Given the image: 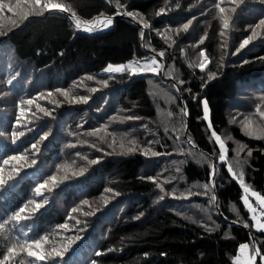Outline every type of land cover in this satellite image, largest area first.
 <instances>
[{
  "label": "trees",
  "instance_id": "1",
  "mask_svg": "<svg viewBox=\"0 0 264 264\" xmlns=\"http://www.w3.org/2000/svg\"><path fill=\"white\" fill-rule=\"evenodd\" d=\"M60 2L70 3L83 20L119 10L139 14L150 27L116 16L110 27L86 33L67 15L45 14L3 29L0 166L10 156L25 154L27 160L23 167L3 166L5 177L13 178L0 186V223L8 221L0 260L17 240L47 237L46 252L75 242L63 257L37 261L21 253L7 264H234L241 244L254 246L253 235L260 250L255 264H262L264 230L253 227L243 189H250L252 207L253 192L264 197V138H256L264 136L257 112L258 106L264 111V26L258 27L264 0H118L120 9L117 0ZM222 16L230 18L228 29ZM201 50L209 58L204 71L196 67ZM150 55L163 65L157 76L168 87L163 96L172 110V137L159 120L165 104L150 87L155 74L103 72ZM213 131L225 143L223 162ZM14 132L23 135L14 138ZM129 147L136 150L127 152ZM66 171L69 179L42 190L45 199L36 195L39 184ZM33 200L43 207L32 212ZM200 203L209 206L205 217L193 206ZM25 204L23 215L30 218L17 224L10 218Z\"/></svg>",
  "mask_w": 264,
  "mask_h": 264
},
{
  "label": "snow or ice",
  "instance_id": "2",
  "mask_svg": "<svg viewBox=\"0 0 264 264\" xmlns=\"http://www.w3.org/2000/svg\"><path fill=\"white\" fill-rule=\"evenodd\" d=\"M123 6H121L117 0V8L120 9ZM216 8L219 9L220 13H224L225 9L220 6V3H217L215 5ZM164 9L161 8L160 11L157 13V15L164 13ZM235 11V9H233ZM45 14L52 15V14H62L67 15V18L70 19L73 22L74 28L78 31H85V32H93L94 30H97L101 26L103 28H108L112 25L113 19L111 17H105L103 14H100L99 17L94 18L92 20H83L81 19L76 11L73 9L72 5L70 3H64L60 2V0H0V35H5L6 32L3 31L6 25H11L12 27H18L20 23H23L24 21L28 20L30 17H36V16H44ZM127 15L131 17L133 20H137L142 25L143 28L147 29L150 27V25L145 22L144 18L142 16H139V14H134L132 12H121L117 11L116 15ZM13 17H16V19H13ZM223 22V28L228 29L229 28V19L228 17H221ZM191 24V21L188 23H185L182 28L184 31H187L189 28V25ZM259 26H264V20L260 21ZM10 30V29H9ZM177 32L179 31L176 30ZM254 31V30H253ZM224 35V33H221ZM141 37L143 38L144 32L142 31L140 33ZM253 39V36H249L247 39H245L241 45L240 48H244L245 45H247L251 40ZM203 42V38L201 40V43ZM239 51V49H237ZM160 57L164 56V52L158 53ZM200 56L202 57V60L196 65V67H199L201 71H204L207 67V64L209 63V58L204 50H201ZM163 67L162 64L155 58H151L150 61H130L127 64H121V65H108L107 68L104 69L107 73H124L127 72L130 75H139L146 72H150L153 74H159L160 69ZM209 79L213 78L214 74L209 73ZM91 79V77H89ZM183 83V81H180ZM8 83H11L9 81ZM105 85L107 84V81L103 82ZM95 91V89L93 90ZM51 95V94H49ZM62 95L68 96L69 94L67 92H63ZM87 97H80L79 102H87ZM23 103V102H22ZM28 104H32L33 101L29 100L27 101ZM39 107V105H37ZM41 111L45 112V115H48L49 113L45 109H40ZM203 110H204V118H208L209 109L207 101H204L203 103ZM182 112H184L185 115H187V112L185 109H182ZM257 112L261 117H264V111H261L259 106L257 108ZM21 114H23V109H21ZM131 119V117H129ZM19 123V120H18ZM209 127H211V124L209 123ZM246 134L249 136H253L254 132L252 130H249V125L245 124L244 126ZM93 135L97 134L96 132L92 133ZM17 135H23L22 132L20 133H13V137L15 138ZM212 136L215 137V140L217 143H219L221 154L219 156L220 161H225V143L221 139L219 135L215 133V131L212 132ZM47 137V134H45L44 137H41V139H45ZM256 138H264V136H257ZM132 145H135V141L129 142ZM121 148L124 147L123 144L120 145ZM33 149H36V145L32 146ZM245 146H240V149L237 151V156H239L240 151L243 150ZM135 147H129L127 149V152L135 151ZM147 154V152L145 153ZM155 155V153H153ZM248 155H251V151L249 150ZM27 160V156L25 154L10 156L7 159L3 160V166L10 165L11 162H16V164L20 165V167H23L24 165L21 162H24ZM97 161H90V163H96ZM35 163V161H33ZM239 163V162H238ZM0 166V186L6 185L10 180H12V175L9 174L7 177L4 175V167ZM20 167L13 166V172H18L20 170ZM59 170V169H58ZM228 170L232 175L235 177L236 173L233 172L232 166H228ZM77 173L73 172L72 175H76ZM212 175H215V170L213 169ZM241 176V184H243L242 176L243 174H240ZM69 175L67 171L65 172L64 176L62 178H57V176L52 175L49 176L47 180H45L43 183L39 184L36 188V195L40 197L41 199H45L43 195L44 189H47L49 192L52 190L49 188V184H51L53 187H55L58 183H62L64 180L69 179ZM148 179L152 180V177H149ZM205 189L209 188L208 184L203 185ZM244 197L243 202L248 207L250 212L255 213L256 209L252 207V205L249 202L248 199V193L250 192V189L247 186H244ZM107 191H111V189H108ZM253 196H256L257 199L260 201L261 204H264V197L259 196L257 193H252ZM163 199V197H161ZM213 200H215V197H213ZM87 204V201L84 202ZM29 204H34V208L32 209V212H35L36 210L43 207L42 204L36 203L34 200L29 201ZM28 208V204H25L24 207L19 209L10 219L12 221H15L17 224H19L23 220H27L30 218V215H23L25 213L26 209ZM73 211H76L75 209ZM261 215L264 216V209H261ZM252 220L255 221V227L258 230H264V223L260 222V219L256 216H252ZM8 221H4L3 223H0V236H3L4 230L6 228ZM247 226V225H245ZM62 228H67V225H61ZM76 239H79V236L76 237ZM48 238L42 237L41 239H35V240H17L16 243H13L10 247H7L6 254L3 256V260H0V264H7V262L11 261L14 257L19 256L21 253H26L28 257H34L37 261H44L46 259H49L51 257H63L64 253L68 250V248L71 246L72 243L75 241L69 240L68 244L64 247L57 249L55 247L52 248L51 252H46L44 248V244L47 243ZM249 244L244 243L239 246L238 255L234 257V264H255L257 256L260 255V250L258 248H254V254L249 255ZM103 253L97 252L96 255L100 256ZM264 259V257H262ZM92 264H96V261H93Z\"/></svg>",
  "mask_w": 264,
  "mask_h": 264
},
{
  "label": "rangeland",
  "instance_id": "3",
  "mask_svg": "<svg viewBox=\"0 0 264 264\" xmlns=\"http://www.w3.org/2000/svg\"><path fill=\"white\" fill-rule=\"evenodd\" d=\"M100 28H103L102 26ZM98 28V29H100ZM155 57L158 61V56L157 55H150V56H145L143 60H136V61H141V62H144V61H150L151 58ZM112 65V64H110ZM116 65H121V64H114L113 66H116ZM107 68V67H106ZM103 72H105L103 70ZM107 73V72H105ZM108 74H115V73H108ZM166 82L160 77L157 76V74H155V76H153V80H151L150 82V87L152 88L153 92H155L158 96H160V101L163 100L165 106L162 107L160 109V113H161V117H159V120L160 122L162 123V125L164 126V129L165 131L169 134L170 137H172V134L170 133V129L173 130V124H172V110H169V108L167 107V104H168V101L164 98L163 94L167 93L168 92V87L166 86ZM252 128L251 126H249V129ZM176 209L180 210L181 212H185L186 209H184L182 207V202L181 201H176L174 203ZM193 206L198 209V211L200 212H203V216L205 217L208 210H209V206L207 205H202L201 203L200 204H193ZM258 218V214L257 213H254ZM209 218V213H208V216L204 219L205 221H207ZM255 248V247H254ZM254 248L252 249V252H254ZM262 261V259H261Z\"/></svg>",
  "mask_w": 264,
  "mask_h": 264
},
{
  "label": "water",
  "instance_id": "4",
  "mask_svg": "<svg viewBox=\"0 0 264 264\" xmlns=\"http://www.w3.org/2000/svg\"><path fill=\"white\" fill-rule=\"evenodd\" d=\"M116 16H121V17H123L124 19H126L127 21L131 22L132 24H134V25H136V26H138V27H142V25H141L138 21L133 20L131 17H129V16H127V15H124V14H121V15H116V14H114V15L111 16V18L114 19ZM215 168H216V165L213 164V167H212V173H213V169L215 170ZM212 180H213V177H212ZM247 229H248V227H247ZM251 239H252V242L254 243V245L257 247L253 235H251ZM258 258H259V256H257V259H258ZM257 259H256V260H257Z\"/></svg>",
  "mask_w": 264,
  "mask_h": 264
},
{
  "label": "built area",
  "instance_id": "5",
  "mask_svg": "<svg viewBox=\"0 0 264 264\" xmlns=\"http://www.w3.org/2000/svg\"><path fill=\"white\" fill-rule=\"evenodd\" d=\"M253 208L256 209V212L259 216V218H262L264 220V216L261 215V209H264V204H261L260 201L255 197L254 202H253Z\"/></svg>",
  "mask_w": 264,
  "mask_h": 264
},
{
  "label": "crops",
  "instance_id": "6",
  "mask_svg": "<svg viewBox=\"0 0 264 264\" xmlns=\"http://www.w3.org/2000/svg\"><path fill=\"white\" fill-rule=\"evenodd\" d=\"M260 222L261 223H264V220H262V219H260ZM255 221H253V227L255 228V229H257L256 227H255ZM258 230V229H257ZM254 248V246H251V245H249V252H248V254L249 255H253L254 254V252H252V249ZM264 257V256H263ZM262 264H264V259H262Z\"/></svg>",
  "mask_w": 264,
  "mask_h": 264
},
{
  "label": "clouds",
  "instance_id": "7",
  "mask_svg": "<svg viewBox=\"0 0 264 264\" xmlns=\"http://www.w3.org/2000/svg\"><path fill=\"white\" fill-rule=\"evenodd\" d=\"M85 32V31H84ZM86 33H89V32H86ZM253 213V212H252ZM253 215H255L254 213H253ZM259 219H262V218H259ZM263 220V219H262ZM255 246V245H254ZM255 248H257L256 246H255Z\"/></svg>",
  "mask_w": 264,
  "mask_h": 264
},
{
  "label": "bare ground",
  "instance_id": "8",
  "mask_svg": "<svg viewBox=\"0 0 264 264\" xmlns=\"http://www.w3.org/2000/svg\"><path fill=\"white\" fill-rule=\"evenodd\" d=\"M136 26V25H135ZM213 176V175H212Z\"/></svg>",
  "mask_w": 264,
  "mask_h": 264
}]
</instances>
